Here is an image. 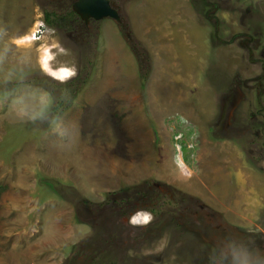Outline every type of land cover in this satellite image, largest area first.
I'll return each instance as SVG.
<instances>
[{"label": "rangeland", "instance_id": "1", "mask_svg": "<svg viewBox=\"0 0 264 264\" xmlns=\"http://www.w3.org/2000/svg\"><path fill=\"white\" fill-rule=\"evenodd\" d=\"M115 1L75 40L0 0V264H264V137L218 129L264 102V0Z\"/></svg>", "mask_w": 264, "mask_h": 264}, {"label": "flooded vegetation", "instance_id": "2", "mask_svg": "<svg viewBox=\"0 0 264 264\" xmlns=\"http://www.w3.org/2000/svg\"><path fill=\"white\" fill-rule=\"evenodd\" d=\"M79 0H57V4H59L58 6L60 8H57V11H45V21H46V17H47V12H49L51 14V19L54 20V28L55 31H57L60 34H64V35H69L72 39L75 38V40H79L85 36H93V34H95L96 32L99 31V21L102 19H97L93 16L89 17L88 19H83L77 12H75V10L73 9V5ZM122 0H118V2H120ZM111 5L117 9L118 11L120 10V6L118 5V3L115 0H110ZM70 10L74 11V15H69ZM58 19V20H57ZM47 22V21H46ZM124 22V21H123ZM123 22H121L123 24ZM51 26V25H50ZM261 61H255V63H260ZM264 63V62H261ZM260 85V83H259ZM239 89V88H238ZM249 91H254V86L248 88ZM236 91L237 93V88H235V90L232 89L231 92ZM230 92V93H231ZM255 92V91H254ZM263 94H264V89H263ZM258 102H259V106L261 107V109L258 112H250L249 116L251 115V123L248 125H244V124H238V118L237 116L239 115V113L237 114V112L239 110L236 111V115L235 118L232 119L233 120V124L229 123L227 125L221 124L218 129L220 128V130L226 128L228 126V128L230 129L231 127H241L243 126V128L247 129L246 132H251L253 134H255L258 138L264 137V102L262 101V93L260 92V90L258 89ZM236 95H230L228 96V98L230 99L228 101V104L225 106V109H227L228 107L231 108V110H235L236 108H233V106L236 104L237 98L235 99ZM233 99V101H231ZM246 99H248L246 97ZM253 106V105H252ZM231 111H229L230 113ZM228 113V114H229ZM259 116H261L259 118ZM228 117H230V115H228ZM231 122V120H230ZM264 144V143H262ZM258 147V146H257ZM262 148L258 147L259 149H264V145H261Z\"/></svg>", "mask_w": 264, "mask_h": 264}, {"label": "clouds", "instance_id": "3", "mask_svg": "<svg viewBox=\"0 0 264 264\" xmlns=\"http://www.w3.org/2000/svg\"><path fill=\"white\" fill-rule=\"evenodd\" d=\"M31 37L34 39L37 38L34 35H31ZM48 53L49 55H52L51 50H48ZM45 66L47 67L48 65ZM52 71L53 74L60 80L70 79L76 74L75 67L70 65H62L59 70L53 69ZM142 215L145 216L141 219H138V215L131 216L130 222L133 225H144L150 223L153 219L152 213H143ZM134 220L138 222H135ZM226 259L229 261V264H259L258 257L255 253L247 249L243 244L235 241L228 244L226 250Z\"/></svg>", "mask_w": 264, "mask_h": 264}, {"label": "water", "instance_id": "4", "mask_svg": "<svg viewBox=\"0 0 264 264\" xmlns=\"http://www.w3.org/2000/svg\"><path fill=\"white\" fill-rule=\"evenodd\" d=\"M73 9L83 19L91 16L97 19L111 16L120 20L119 11L111 5L110 0H79L73 5Z\"/></svg>", "mask_w": 264, "mask_h": 264}, {"label": "trees", "instance_id": "5", "mask_svg": "<svg viewBox=\"0 0 264 264\" xmlns=\"http://www.w3.org/2000/svg\"><path fill=\"white\" fill-rule=\"evenodd\" d=\"M46 14H47V17H46L47 23L49 25H51L52 27H54V20H52L51 17H50L51 14L49 12H47ZM74 14H75L74 11L70 10L69 15H74ZM30 82H36V83H38L40 85H45V86L51 85V83L46 79V77H40L39 78V77L35 76V77H32V79H30L27 83H30ZM52 86H53V84H52ZM53 95H54V97L56 99H58V105L62 106L63 105V101H62L61 97H59L57 95L55 90H53ZM47 182L49 183V185H52V187L56 188L55 184H53L52 181L47 180ZM85 202H87V201H85ZM103 261H104V264H108V263H112L113 264L116 260H115L114 257L113 258L110 257V254H109V256L107 258H101L100 259V262H103Z\"/></svg>", "mask_w": 264, "mask_h": 264}, {"label": "built area", "instance_id": "6", "mask_svg": "<svg viewBox=\"0 0 264 264\" xmlns=\"http://www.w3.org/2000/svg\"><path fill=\"white\" fill-rule=\"evenodd\" d=\"M41 32H42V29H41L40 27H38V28L34 31L33 35L36 36V37H38V36H40V33H41Z\"/></svg>", "mask_w": 264, "mask_h": 264}, {"label": "bare ground", "instance_id": "7", "mask_svg": "<svg viewBox=\"0 0 264 264\" xmlns=\"http://www.w3.org/2000/svg\"><path fill=\"white\" fill-rule=\"evenodd\" d=\"M135 221V220H134ZM135 222H138V221H135Z\"/></svg>", "mask_w": 264, "mask_h": 264}]
</instances>
